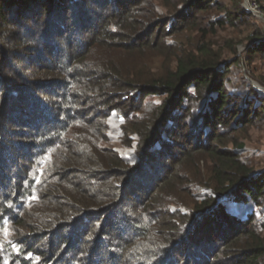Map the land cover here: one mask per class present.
<instances>
[{
    "label": "trees",
    "instance_id": "16d2710c",
    "mask_svg": "<svg viewBox=\"0 0 264 264\" xmlns=\"http://www.w3.org/2000/svg\"><path fill=\"white\" fill-rule=\"evenodd\" d=\"M244 1L0 0V264H264V171L238 137L264 93L227 86L241 57L264 63ZM226 25L247 33L227 63L206 40ZM180 30L205 41L139 69Z\"/></svg>",
    "mask_w": 264,
    "mask_h": 264
},
{
    "label": "rangeland",
    "instance_id": "374dc122",
    "mask_svg": "<svg viewBox=\"0 0 264 264\" xmlns=\"http://www.w3.org/2000/svg\"><path fill=\"white\" fill-rule=\"evenodd\" d=\"M224 1L228 3V0H224ZM248 4L249 7L251 8V3H249V1ZM250 11H252L254 15L261 20V22L262 21L264 22V18L261 14V11L258 13L256 11L254 12L252 9ZM208 19L209 18L207 15H201L198 19V22L205 23L207 22ZM246 34L247 33L244 32V26L243 28L239 27L233 29L226 25L223 28H219L217 32L214 33L213 35L208 36L206 40L209 41L210 44H212V47L214 48L215 51H217V53L220 52L223 55V58L226 59L225 63H227L231 61V59H234L235 57L241 56L243 54V50L245 47L241 44L238 45L237 55L231 58L228 52V48L230 45L233 44L234 41L243 40ZM169 40H170L169 45L167 46H170V48L172 49L171 55L160 54L159 51L147 50L146 54L144 55L145 59H142L145 61V64L139 63V69H143L144 71L151 70V72L158 71L160 70V68L163 67V65L166 64V60H169L174 52H180L181 50H186L188 52L192 50V48H195L197 43L200 44L205 41V39H202L201 33L196 30L192 32L186 30H180L178 34H176V36L171 37ZM157 42H159V39L157 40ZM43 55L46 56V53H44ZM146 58L148 59V61L146 60ZM146 61L148 64L150 65L152 64L151 67L153 69L146 68ZM251 61H252L251 64L247 65L243 63L244 61L241 57V60L237 64L232 66L228 75L229 80L227 81V86L229 88H236L237 91L243 89L245 90V85L243 84L241 78V77H245L247 80H249V82L254 88L259 90L261 93H264V85L258 82L257 80L253 79L251 76L253 73H256L258 75H261V77H264V63H262L263 61H261V59L257 57L251 59ZM18 63L19 62H17V65ZM21 70L23 73H27L24 67H21ZM38 75L40 74L37 73V76ZM257 86H259L260 89ZM149 98L151 99L152 97L150 96ZM152 99L153 101L158 102L159 97L154 96ZM6 131H7L6 135H4L6 139L16 140L17 136L15 135V132L16 133H18V131L28 132L29 130L21 127L18 128V126L12 124V125H7ZM238 137L239 139L243 140L245 143V151L243 152V154H241L242 158H244V160L250 163V165L253 166L254 168L262 169L264 171V119H262L255 126L246 128L244 133L238 134ZM19 139H20V135H19ZM100 143L104 147H111L121 152V155L125 157H127L129 155L128 152L131 151L128 147L122 145V141H119L118 135H115L113 138H109V140L104 139ZM8 152L9 151L7 152L2 151L1 155H7L6 164L8 168L13 172L16 171L17 164L22 162V160L20 159L21 154H18V152L16 151L17 153H11L8 155ZM130 158L131 156L129 155V159ZM204 165L205 164L202 163L201 161L200 162L201 173L204 177V180H206L208 177L203 173ZM133 207L134 209H137V205Z\"/></svg>",
    "mask_w": 264,
    "mask_h": 264
},
{
    "label": "built area",
    "instance_id": "2783aa9c",
    "mask_svg": "<svg viewBox=\"0 0 264 264\" xmlns=\"http://www.w3.org/2000/svg\"><path fill=\"white\" fill-rule=\"evenodd\" d=\"M251 9H252L254 12L256 11L257 13L260 12V8H259V6L257 5V3H255V2L251 4Z\"/></svg>",
    "mask_w": 264,
    "mask_h": 264
},
{
    "label": "water",
    "instance_id": "95a60500",
    "mask_svg": "<svg viewBox=\"0 0 264 264\" xmlns=\"http://www.w3.org/2000/svg\"><path fill=\"white\" fill-rule=\"evenodd\" d=\"M244 6H245L247 9L251 10V8L249 7V4H248V0H245ZM255 87H256V86H255ZM257 87L260 89L259 86H257Z\"/></svg>",
    "mask_w": 264,
    "mask_h": 264
}]
</instances>
